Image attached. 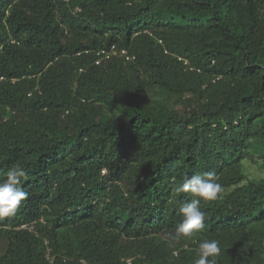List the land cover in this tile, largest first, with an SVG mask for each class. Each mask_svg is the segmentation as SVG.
I'll list each match as a JSON object with an SVG mask.
<instances>
[{"label": "trees", "instance_id": "obj_1", "mask_svg": "<svg viewBox=\"0 0 264 264\" xmlns=\"http://www.w3.org/2000/svg\"><path fill=\"white\" fill-rule=\"evenodd\" d=\"M16 164L0 264H194L204 239L264 264V0H0V179ZM206 172L223 192L169 247L173 181Z\"/></svg>", "mask_w": 264, "mask_h": 264}, {"label": "clouds", "instance_id": "obj_2", "mask_svg": "<svg viewBox=\"0 0 264 264\" xmlns=\"http://www.w3.org/2000/svg\"><path fill=\"white\" fill-rule=\"evenodd\" d=\"M27 179L28 171L20 164L10 167L5 177L0 179V219L14 216L23 202L26 201L29 194L24 190L23 183ZM173 190L178 194L188 193L191 199L180 209L182 219L175 231L165 233V240L169 247L178 244L182 238L195 236L205 228L207 216L201 210V201L219 199L223 192V186L216 182L214 172H206L185 177L178 184L173 181ZM220 252L218 240L204 239L198 245L197 258L194 264H216Z\"/></svg>", "mask_w": 264, "mask_h": 264}, {"label": "rangeland", "instance_id": "obj_3", "mask_svg": "<svg viewBox=\"0 0 264 264\" xmlns=\"http://www.w3.org/2000/svg\"><path fill=\"white\" fill-rule=\"evenodd\" d=\"M247 164H248L247 173H249L250 177H257L263 175L261 170L256 165H251L249 163Z\"/></svg>", "mask_w": 264, "mask_h": 264}, {"label": "built area", "instance_id": "obj_4", "mask_svg": "<svg viewBox=\"0 0 264 264\" xmlns=\"http://www.w3.org/2000/svg\"><path fill=\"white\" fill-rule=\"evenodd\" d=\"M111 50L113 51L114 54H116L118 52L117 48L115 46H112ZM102 54H105V56L107 58H110V51H105V50H102L101 51ZM122 55H127V58L129 59L130 56H128V52L127 50H122L121 52Z\"/></svg>", "mask_w": 264, "mask_h": 264}]
</instances>
